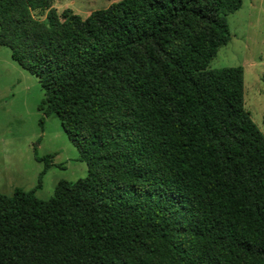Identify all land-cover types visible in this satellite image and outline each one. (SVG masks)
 Returning <instances> with one entry per match:
<instances>
[{"label": "trees", "instance_id": "trees-1", "mask_svg": "<svg viewBox=\"0 0 264 264\" xmlns=\"http://www.w3.org/2000/svg\"><path fill=\"white\" fill-rule=\"evenodd\" d=\"M52 1L0 0V45L89 174L48 200L0 193V264H264V133L243 66L210 68L243 0H109L41 22ZM53 157L36 156L40 179Z\"/></svg>", "mask_w": 264, "mask_h": 264}, {"label": "rangeland", "instance_id": "rangeland-1", "mask_svg": "<svg viewBox=\"0 0 264 264\" xmlns=\"http://www.w3.org/2000/svg\"><path fill=\"white\" fill-rule=\"evenodd\" d=\"M112 3L55 0L36 18L47 24L54 14L61 19L70 14L86 19ZM227 18L231 40L219 49L210 68L243 66L245 109L264 133V0H243L242 7ZM44 98L38 77L12 58L10 48L0 45V193L12 196L16 188L36 190L38 198L48 200L61 180L76 182L89 174L59 117L39 110ZM51 154V167L40 179L44 162L36 156Z\"/></svg>", "mask_w": 264, "mask_h": 264}]
</instances>
